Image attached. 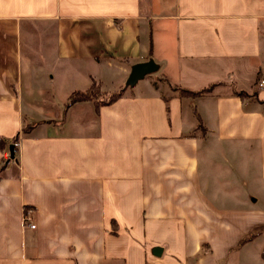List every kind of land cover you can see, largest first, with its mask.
<instances>
[{
    "label": "crops",
    "instance_id": "1",
    "mask_svg": "<svg viewBox=\"0 0 264 264\" xmlns=\"http://www.w3.org/2000/svg\"><path fill=\"white\" fill-rule=\"evenodd\" d=\"M260 79L264 0H0V264H264Z\"/></svg>",
    "mask_w": 264,
    "mask_h": 264
},
{
    "label": "trees",
    "instance_id": "2",
    "mask_svg": "<svg viewBox=\"0 0 264 264\" xmlns=\"http://www.w3.org/2000/svg\"><path fill=\"white\" fill-rule=\"evenodd\" d=\"M172 89L175 90L180 97H194L199 96L204 91L210 90V86H207L206 88H200L198 90H189L186 88L178 87L176 85H171ZM238 94H241V92H237ZM120 96V92H114L110 94H104L102 91H100V88L97 84H92L89 89L85 91H73L71 92V95L68 99L69 103H73L75 101L80 100H93L95 102V105L99 104H107L116 98ZM198 125V124H197ZM18 140V135H15L9 139L0 137V150L5 149V145L7 144H13V150H14V144ZM14 159V155L12 157ZM7 160H10L9 157ZM262 255L264 257V249L262 250Z\"/></svg>",
    "mask_w": 264,
    "mask_h": 264
},
{
    "label": "water",
    "instance_id": "3",
    "mask_svg": "<svg viewBox=\"0 0 264 264\" xmlns=\"http://www.w3.org/2000/svg\"><path fill=\"white\" fill-rule=\"evenodd\" d=\"M157 68L158 65L152 59H147L146 61L132 64L129 73L126 77V81H125L126 87L134 86L138 80L142 79L145 75L155 72ZM8 155H9V159H12L13 144L8 145Z\"/></svg>",
    "mask_w": 264,
    "mask_h": 264
},
{
    "label": "rangeland",
    "instance_id": "4",
    "mask_svg": "<svg viewBox=\"0 0 264 264\" xmlns=\"http://www.w3.org/2000/svg\"><path fill=\"white\" fill-rule=\"evenodd\" d=\"M27 47H28V45H26ZM31 48V47H30ZM28 50H30L29 48L28 49H26V51L28 52ZM25 51V49H23V51H22V54L23 55H27V52ZM29 53V52H28ZM31 55H34L35 53L34 52H31L30 53ZM38 56V54L36 55V57ZM157 73L158 72H152V73H150V74H148V75H150V76H147L146 75V78H143V79H140V80H138V84L137 85H141V82L140 81H144L145 79H150L151 77H155V76H151V75H157ZM155 80V79H154ZM125 81H126V78L125 79H123V78H120V79H117V80H115L114 81V85H110L111 83H109V84H107V83H104V86H105V88H107L106 90H111V92H112V90H120L121 88H129V87H126V85H125ZM208 82V81H207ZM206 79H204L203 80V82L201 83L200 81H196V83L195 84H197L196 85V88H198V87H200V86H205V85H207L206 83ZM210 86V88L212 89L213 88V86H215V83H212L211 85H209ZM203 88H206V87H203ZM208 91V90H207ZM207 91H204V92H207ZM203 92V93H204ZM203 93H201V94H203ZM79 115H81L79 112H72V113H69L68 115H66L69 119H72L73 117H78ZM58 118H61V114H59V116H58Z\"/></svg>",
    "mask_w": 264,
    "mask_h": 264
},
{
    "label": "built area",
    "instance_id": "5",
    "mask_svg": "<svg viewBox=\"0 0 264 264\" xmlns=\"http://www.w3.org/2000/svg\"><path fill=\"white\" fill-rule=\"evenodd\" d=\"M264 85V79H260L258 82V86L262 87ZM31 209H25L22 212V216H21V221L23 223V225L29 227V228H33L34 225L32 223V216H31Z\"/></svg>",
    "mask_w": 264,
    "mask_h": 264
}]
</instances>
